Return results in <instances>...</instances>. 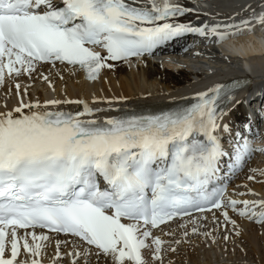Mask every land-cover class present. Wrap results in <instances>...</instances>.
<instances>
[{"label": "snow or ice", "instance_id": "1", "mask_svg": "<svg viewBox=\"0 0 264 264\" xmlns=\"http://www.w3.org/2000/svg\"><path fill=\"white\" fill-rule=\"evenodd\" d=\"M193 11L168 0H0V85L6 73L31 77L41 62L79 67L95 80L110 67L107 60L152 56L185 34L223 44L245 29L251 33L253 24L264 28V8L250 19L238 12L222 24L215 18L195 26L174 22ZM15 88L18 106L0 111V264H42L46 232L71 236L77 249H87L63 256L57 250L52 264L64 256L80 264V256L94 250L112 264H163L164 252H175L174 245L192 236L216 244L218 227L202 228L213 209L222 216L221 224L213 213V222L223 227L225 243L241 234L229 209L264 226V200L227 198L226 188L216 186L225 157L235 172L254 151H264L240 132L229 148L217 135L230 133L219 121L234 100V85L209 86L188 107L103 121L86 117L111 109H92L83 100L25 102L27 89L21 94L18 83ZM66 104L83 110L59 109ZM246 194L257 195H239ZM176 220L181 238L166 242L155 234ZM164 235L175 236V230Z\"/></svg>", "mask_w": 264, "mask_h": 264}, {"label": "bare ground", "instance_id": "2", "mask_svg": "<svg viewBox=\"0 0 264 264\" xmlns=\"http://www.w3.org/2000/svg\"><path fill=\"white\" fill-rule=\"evenodd\" d=\"M256 1L204 0L206 6L210 8H195V11L201 15L200 18H208L210 20L220 17V12L218 11L222 12V16L227 17L239 12L244 19H248L251 17L253 10L257 8L254 5ZM183 4L188 5L189 3L188 1H183ZM247 5H251V9L241 11L242 6ZM205 12L208 13V16L204 15ZM254 37L255 35L248 37L250 42L253 41ZM228 41L234 46L238 43L235 38ZM224 46H226V43L216 46L199 45L194 49L196 53L191 54L192 57L186 56L177 58V60L155 62L145 59L141 63L131 61L111 64L110 67L102 68L99 78L94 81L85 79L78 68L44 65L34 72L31 77L28 76L21 79L20 91L23 94L27 89V96L24 97L25 102L39 99L43 103L46 99L53 98L83 100L87 103L89 102L92 108L95 109H111L99 113V115H110V117L144 109L147 106L170 107L191 98V95L201 83L228 78L243 71L241 62L244 61L237 56L236 48L224 49ZM239 54L246 56L247 62H264L263 47L247 49ZM164 65L178 68L184 65V69L178 70V73H176L174 69L171 70L164 67ZM45 76L48 78L47 81L43 79ZM49 83L54 85V90L49 87ZM250 90L252 91L249 94H254L248 95L251 99L256 98L261 91H264V74L253 75L251 86L246 91ZM239 95L241 93L235 95L234 100L230 103V107H233L231 114L232 116H237L240 113L238 118L240 121H244L243 106L247 105L248 99L243 100ZM105 101H112V103ZM16 106H18L16 92L11 83L5 82L0 86V111L13 109ZM82 107L83 105L66 104L59 106V109L77 111L82 110ZM153 110L156 109L154 108ZM260 167V169L264 167V158L260 163ZM260 169L258 170L257 168V176L264 172ZM248 177L249 174L243 173L240 179L244 184L243 189L247 185V189L257 193L256 196L259 198L256 200H264V181L262 183L256 179L249 180ZM249 197H251V194ZM232 218L239 225L241 232L239 237L230 236L227 243H225L221 238L225 234L223 227L214 224L213 214L212 216L208 215L207 219L202 221V228L211 231L218 227V231L214 232L218 243L210 245L208 242L209 247H207V242L202 235L192 236L189 244L174 245L176 251L173 253L164 252L163 264H264V226L255 225L236 216H232ZM218 220L222 224L223 221L219 218ZM183 222L187 223V219ZM228 228L231 231L230 225ZM162 229L164 232L157 230L155 234H162V238L166 242L181 238L182 229L178 228V223L170 224L167 229ZM170 230H175V236L164 235ZM64 239L68 243L60 244L59 251L62 256L64 253L77 250L87 252V249L83 247L77 249L76 245L72 243L73 239ZM56 243L54 242V244ZM167 246L166 243L165 248ZM241 248H243V251H241ZM219 251H222V256L218 254ZM251 251H255V255L258 256L256 259H252L253 252ZM44 253L45 255H51L52 258L55 254L53 246L48 245L44 249ZM59 261L62 264H70V257L64 256ZM79 262L80 264H112L111 258L98 257L94 251L87 257L81 255Z\"/></svg>", "mask_w": 264, "mask_h": 264}, {"label": "rangeland", "instance_id": "3", "mask_svg": "<svg viewBox=\"0 0 264 264\" xmlns=\"http://www.w3.org/2000/svg\"><path fill=\"white\" fill-rule=\"evenodd\" d=\"M164 67L169 68V69H171V70L174 69L176 73H178V70H183V69H184L183 67H180V66H179V68H178V67H169V66H167V65H164ZM176 69H177V70H176ZM261 161H262L261 159H260V160L258 159V160H256V161H254V163L252 164L253 167H259V168H260V163H261ZM256 173L258 174V172H256ZM248 174H249V173H248ZM248 174L246 173V175H248ZM257 174L255 175V179H256V180H259V181H261V182L264 181V176H261V175H258V176H257ZM250 175H251V174H249V176H250ZM262 183H263V182H262ZM216 241H217V239H216ZM217 243H218V241L216 242V244H217ZM187 244H189V242H188ZM207 245H208L207 247H209V243H207ZM209 249H211V248H209ZM251 249H252V248H251ZM252 250H253V249H252ZM169 252H170V251H169ZM251 252H253V253H252V259H256L258 256L255 255V253H254L255 251H251ZM170 253H173V252H170Z\"/></svg>", "mask_w": 264, "mask_h": 264}]
</instances>
